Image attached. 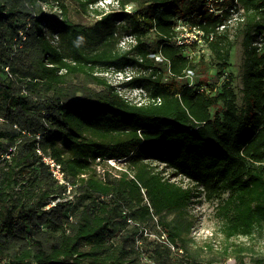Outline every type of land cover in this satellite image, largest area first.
I'll return each instance as SVG.
<instances>
[{"label":"trees","instance_id":"trees-1","mask_svg":"<svg viewBox=\"0 0 264 264\" xmlns=\"http://www.w3.org/2000/svg\"><path fill=\"white\" fill-rule=\"evenodd\" d=\"M76 1L87 12L99 0ZM53 2L56 8L59 0ZM120 3L135 5L134 13L93 10L101 16L100 46L86 52L89 29L65 11L62 19L51 16L44 9L49 0H0V264H142L147 252L136 250L121 227L155 217L185 254L155 241L150 259L170 264L175 254L178 264H219L187 256L189 210L202 195L221 201L227 241L254 238L264 228V0H239L235 25L223 30L232 15L228 3L215 4L219 15L206 10L208 0ZM180 20L213 35L206 46L218 61L217 80L244 36L241 104L231 80L216 93L206 80L189 86V71L203 76L211 66L191 58L196 46L177 44ZM116 22L135 36L134 49L119 50ZM148 34L155 36L152 47L144 41ZM124 66L136 68L125 85L143 89L145 102L130 101L94 74ZM44 157L61 165L68 184L54 178ZM110 161L125 162L130 174L113 175ZM70 188L85 203L74 216L62 201ZM247 251L227 246L223 260L245 264ZM253 261L264 264V254Z\"/></svg>","mask_w":264,"mask_h":264},{"label":"rangeland","instance_id":"rangeland-1","mask_svg":"<svg viewBox=\"0 0 264 264\" xmlns=\"http://www.w3.org/2000/svg\"><path fill=\"white\" fill-rule=\"evenodd\" d=\"M49 1L50 4H48L46 7V12H49L51 16L62 19L63 11H65V15L69 21H71L73 24H79L89 29L88 38L82 41L86 52H92L100 46V37L95 30V26L97 21L101 19V16H97L93 11L97 10L96 6L91 7L90 5L89 10L86 12L80 8L76 0H59L56 8L54 6L55 2H53V0ZM62 6H64V9ZM119 9V4L115 0H108L106 2L104 1L102 4L99 3L98 5V11L102 10L105 14L118 13ZM116 23L117 27L114 36L117 39V47L119 50L121 52H125L126 50L129 51L134 49L135 45L137 44L135 36L133 35L132 39L131 35L119 27L118 22ZM230 23L235 24V21L233 20ZM232 32V34H235V31L232 30ZM48 34L50 35L51 33L48 32ZM51 37L54 39L55 44H60L61 40L59 37ZM144 41H146V43L152 47L156 41L155 36L153 34H148ZM243 41L244 36L241 35L238 39V42L231 51L230 67L224 72V75L219 80L216 79L218 73V67L216 64H218V61L215 60L212 52L206 45L203 47L195 45L196 48H192V51L189 53V55L196 56L198 59L203 57L210 64L211 68L209 74L203 76H197L192 71H189L186 76L189 86H196V84L201 79L206 80L210 85L214 86V92L216 93L217 91L221 90L224 82L231 80L233 89L239 97L238 102L241 104L243 88V64L245 58ZM132 56H134V54ZM151 57H154L158 62L165 63L160 55L152 54ZM124 68L125 69L123 73H120L116 69H110L107 71L97 70L94 74L104 78L113 86H116L120 94L130 101L139 104L145 102L146 95L143 89L130 88L125 85L129 80V77L131 79L135 76L136 68L132 66H124ZM79 81L82 80L79 79ZM84 81H82V84H84ZM86 86L94 92H100L103 90L102 87L94 84H86ZM109 165V171L115 176L120 175L121 172H128L130 174V170L128 169V166L125 162L120 163L111 161ZM99 173L102 174L103 170L100 169ZM174 181L181 183L185 188L192 187V184L187 180L177 178ZM80 194L81 192L77 189L70 188L66 197L62 199V201L68 204L70 216H74L76 212L81 210L85 205L80 197ZM110 201L111 200H109V202ZM220 203L221 201L219 200L209 202L205 200L204 196L202 195L195 199V203L190 207L189 213L193 217L194 230L192 233L193 239L188 243L187 246V256L192 260H214L216 263H221L224 261V252L227 246L231 247V245L238 244L248 248V251L244 254L245 263L254 264L253 258L264 254V228L257 229L254 238L239 236L227 241L222 233L223 221L218 216V205ZM53 206L54 203L50 202L46 209ZM72 218L73 217H71V219ZM170 218L172 217L169 216V219ZM159 224L160 223L157 217L146 223H128L121 227V234H128L131 236V243L133 246H135V249L139 252H147L148 256H150L151 244H155L152 242L157 241V235H159V232L161 231ZM54 234L58 235L59 233L55 232ZM179 258V256L171 254L170 264H178L181 259ZM229 258L234 257L230 256L228 259Z\"/></svg>","mask_w":264,"mask_h":264},{"label":"built area","instance_id":"built-area-1","mask_svg":"<svg viewBox=\"0 0 264 264\" xmlns=\"http://www.w3.org/2000/svg\"><path fill=\"white\" fill-rule=\"evenodd\" d=\"M104 1L106 2L108 0H99L96 4L91 5V7L96 6L98 10L99 3L102 4ZM115 1L119 4V7H120L119 12H124L127 14L134 13L136 9L135 5L128 4L126 6H122L120 3V0H115ZM216 3H222V4L228 3L227 8H229L232 13L230 19L225 23V25H222L219 29L223 30L224 28H226V26L227 27L234 26L235 24L234 23L232 24L230 22H232L233 20L236 21L238 19L237 8L240 7L239 0H208L206 10H208L209 12L215 15H219V14H222V11L217 9V7L215 6ZM44 9L46 8L44 7ZM99 11L105 14L104 11L102 10H99ZM118 23L121 24V22H118ZM176 30H177V37H176L177 40L176 41L178 45H184V46L198 45V46L203 47L206 45L207 39H213V35H206L205 32L202 29H200L198 26H193L191 23L187 21L180 20L177 25ZM20 36L23 39H25V35L23 33H21ZM131 37L133 39V36ZM192 57L193 56L191 55V58ZM112 69H115V68H112ZM6 71L9 72V68H6ZM120 73H123V72H120ZM204 89L205 88H201L200 91H203ZM38 153L42 155L41 150H38ZM43 160L45 163H47L50 166L54 178H56L60 184H68L60 164H58L51 158H47V157H44ZM172 180H175V179H172ZM156 239L158 242H160L161 244H164L165 247L171 249L173 252L179 253L180 255L185 254L184 249L176 247L173 243L169 241L167 234L163 230L159 232V235H157ZM141 262L142 264H159L158 262L151 260L146 254L143 255ZM219 264H238V260L236 258H229Z\"/></svg>","mask_w":264,"mask_h":264}]
</instances>
